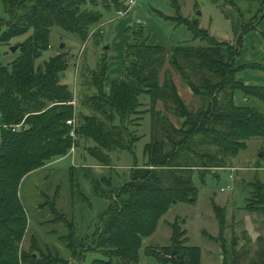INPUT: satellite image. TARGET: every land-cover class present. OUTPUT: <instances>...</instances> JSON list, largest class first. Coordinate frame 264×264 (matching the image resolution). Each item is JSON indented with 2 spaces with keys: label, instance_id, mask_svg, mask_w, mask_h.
Segmentation results:
<instances>
[{
  "label": "trees",
  "instance_id": "1",
  "mask_svg": "<svg viewBox=\"0 0 264 264\" xmlns=\"http://www.w3.org/2000/svg\"><path fill=\"white\" fill-rule=\"evenodd\" d=\"M120 1L3 0L8 19L2 24L4 19L0 18V42L8 43L31 30L33 33L20 43L16 60L4 64L0 57V112L3 118L0 264H66V260H60L57 249L45 251L35 239L30 250L21 245L26 234V220L17 216L27 211L19 193L21 181L52 158L67 154L73 142L67 120L74 117L71 104L74 95L61 80L67 66L58 56L43 64L35 65V62L51 47L50 34L55 26L84 39L87 30L102 17L99 11L90 7L120 8ZM211 1L223 5L227 2ZM258 1L264 6V0ZM228 18L233 21L230 16ZM183 23L195 39L205 40L208 36L212 42L205 45L186 42L172 46L168 51L135 34L126 45L121 80L112 82L109 95L86 93L90 86L96 87L97 83L106 80L103 66L91 70V80L81 83L82 101L87 97L92 116L77 118L80 124L77 133L80 139L95 141L90 153L102 166L107 165L111 152L132 150L140 139L124 122L134 113L139 96H148L152 106L160 101L165 111L150 110L152 141L144 150L148 164L143 170L146 171L133 175L134 180L122 186L118 201L110 202L95 241L97 248L109 253L104 255L105 259H96L92 264H139L142 243L154 233L170 207L196 201L198 190L193 174L230 167L251 138L264 137V84L242 82L240 73L255 66L236 64L245 35L258 30L259 26L247 24L238 31L232 22L237 35L235 44L217 41L200 27L197 19H184ZM167 63L200 99L197 109L182 98L171 71L165 69L161 79ZM239 94L245 99L243 105L235 101ZM250 100H255L258 105L248 103ZM173 116L178 125L170 118ZM117 119L121 121L117 122ZM20 124L21 127L14 130ZM91 182L97 194L107 196L105 189L111 188L108 177L93 178ZM252 188L245 209L264 214V184H255ZM14 225L21 226L15 228ZM65 226L68 232L60 239L67 241L68 248L74 249L76 256L82 246L77 229L73 223ZM183 234L177 226L172 227V242L178 247L184 244ZM235 237L233 235L234 245L237 244ZM260 243L259 258L248 264H264V242ZM144 251L151 255L147 249ZM249 251L248 248H233L232 264L245 262ZM155 256L168 264V260ZM199 262L197 247H188V251L179 253L173 261L174 264Z\"/></svg>",
  "mask_w": 264,
  "mask_h": 264
},
{
  "label": "rangeland",
  "instance_id": "2",
  "mask_svg": "<svg viewBox=\"0 0 264 264\" xmlns=\"http://www.w3.org/2000/svg\"><path fill=\"white\" fill-rule=\"evenodd\" d=\"M121 1L120 8L90 7L99 11L102 17L99 23L87 30L84 39L55 26L50 34L51 47L35 62V65L43 64L51 57L58 56L67 66L65 73L61 74V80L73 92V116L78 119L92 116L86 103L87 97L82 101L81 83L86 79L91 80V70L103 66L106 80L97 83L96 87L90 86L86 93L109 95L112 82L121 80L126 45L133 35H142L148 43L162 45L170 51L172 46L186 42L194 45L212 42L208 36L204 37L205 40L195 39L184 25V19H197L200 27L217 41L235 44L237 35L232 29V22L238 31L247 24L260 27L264 23V6L258 0H227L225 5L211 0H175V3L174 0H134L132 4L131 0ZM0 18L4 19L2 24L8 19L3 0H0ZM139 19L143 23H139ZM32 33L31 30L8 43L0 42L1 61L8 64L16 60L20 43ZM241 43L242 40L237 46L240 47ZM12 46H18L15 52L11 50ZM263 64L251 62V66L256 69L249 70L264 72L261 67ZM165 69L171 71L186 103L197 109L200 99L194 94L191 100L185 99L188 86L168 63L162 70L161 79ZM138 98L134 113L124 121L140 136L132 150L111 152L107 165L102 166L90 153V149L96 145L95 141L78 136L75 151L70 148L67 154L52 158L21 181L19 193L27 211L17 217L26 220V234L21 243L25 249L30 250L35 239L45 251L47 248L57 249L60 260H66V264H92L96 259H105L104 255L109 251L99 249L95 244L105 221V212L110 202L118 201L117 195L122 186L133 181V175L146 171L143 170L148 164L144 150L146 144L152 141L150 110L165 112L160 101L152 106L148 96ZM170 118L179 124L176 117ZM214 172L196 171L193 174L198 190L196 201L176 203L170 207L159 220L154 233L142 243L139 264H165L155 255L168 260V264H174L178 254L188 251V247L199 249V264H232L235 247L237 250L250 249L248 258L242 264L259 258L262 248L260 242H264V214L249 211L245 206L252 186L264 184V137L251 138L247 148L239 152L230 167L219 168ZM103 176L111 180V188L105 189L107 196L97 194L91 182L93 178ZM66 223L74 224L82 244L76 256L74 249L68 248L67 241L60 239L62 234L68 232ZM20 226L14 225L15 228ZM173 226L184 231V244L180 247L172 242ZM233 235L236 236V245ZM0 237L3 234L0 233ZM144 248L151 255H147Z\"/></svg>",
  "mask_w": 264,
  "mask_h": 264
},
{
  "label": "crops",
  "instance_id": "3",
  "mask_svg": "<svg viewBox=\"0 0 264 264\" xmlns=\"http://www.w3.org/2000/svg\"><path fill=\"white\" fill-rule=\"evenodd\" d=\"M250 32L245 35V42L242 47L241 54L237 59L238 66L249 64L251 62L264 63V36H263L264 23L260 25L258 30H254ZM239 78L242 82L246 84H264V72L262 71H256V70L252 71L247 69L240 73ZM180 93H181V89H180ZM184 97L188 101L192 99L193 93L192 91H190L189 87L186 89V94L184 95ZM235 101L238 105L245 104V99H243L242 95H237ZM248 103L258 105V103L255 100H250ZM2 131H3V118L0 112V144L2 141Z\"/></svg>",
  "mask_w": 264,
  "mask_h": 264
},
{
  "label": "built area",
  "instance_id": "4",
  "mask_svg": "<svg viewBox=\"0 0 264 264\" xmlns=\"http://www.w3.org/2000/svg\"><path fill=\"white\" fill-rule=\"evenodd\" d=\"M132 3H134V0H131V4ZM67 124L71 127L69 131V136L73 139L71 151H75L77 148V139H78L77 127L79 125L77 117H73L67 120ZM20 127H21V124L14 127V130H16V128L19 129Z\"/></svg>",
  "mask_w": 264,
  "mask_h": 264
},
{
  "label": "water",
  "instance_id": "5",
  "mask_svg": "<svg viewBox=\"0 0 264 264\" xmlns=\"http://www.w3.org/2000/svg\"><path fill=\"white\" fill-rule=\"evenodd\" d=\"M138 22H139V23H143V20H142V19H139ZM62 47H64V44L62 45ZM17 48H18V46H12V47H11V50H12L13 52H15V51L17 50ZM106 49H107V48H106Z\"/></svg>",
  "mask_w": 264,
  "mask_h": 264
}]
</instances>
